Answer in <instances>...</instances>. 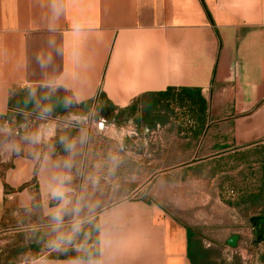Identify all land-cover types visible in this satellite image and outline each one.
<instances>
[{
    "label": "crops",
    "instance_id": "0c3cea01",
    "mask_svg": "<svg viewBox=\"0 0 264 264\" xmlns=\"http://www.w3.org/2000/svg\"><path fill=\"white\" fill-rule=\"evenodd\" d=\"M169 88L187 105L170 128L149 123ZM229 165L251 167L255 188L212 215ZM57 175L71 177L59 231L87 221L58 250ZM262 230L264 0H0V264H264Z\"/></svg>",
    "mask_w": 264,
    "mask_h": 264
},
{
    "label": "rangeland",
    "instance_id": "374dc122",
    "mask_svg": "<svg viewBox=\"0 0 264 264\" xmlns=\"http://www.w3.org/2000/svg\"><path fill=\"white\" fill-rule=\"evenodd\" d=\"M180 109H182V107ZM165 116H170V114L167 112L165 114ZM171 123H172V121L170 120V118H168L167 121L164 122L163 124L166 127L170 128L172 126ZM167 132H168V134L165 133V135H164L165 143L172 141V136L170 135L169 130ZM174 141H175V139H174ZM179 141L181 144H184V143L186 144V143L191 142L188 140V137L186 135L185 136L181 135L179 137ZM165 153L168 154L165 157L172 158V152H165ZM194 154H195V152L181 151L180 152V159H187V158L194 157L197 160V162L204 160L203 156H204L205 152L197 151L195 156H194ZM233 157H234V155L229 156V158H233ZM214 158H216V156H214ZM216 159H218V157ZM233 161L235 162V160H233ZM218 163L219 162L215 161V160L212 161V163H211L213 176L215 175L216 172L217 173L219 172ZM196 168H197V174H200V173L202 174L204 168H207V165L205 167H203V163H200L196 166ZM227 169H228V175H227L228 186H225L224 189L223 188L221 189L222 190V194L220 195L221 198H219L217 196V197L212 199V204H213L212 215L214 213H216L214 210L216 208L215 206L218 205L220 202L225 204V205L229 204V202H234V201L236 202V200L239 198V195H241L242 193H251L252 190L255 188V182L253 181V177H252L253 172L251 170V167H247V166L242 167L241 165H239V166H235V165L230 166L229 165V167ZM213 181H214L213 187L220 185V178L213 179ZM196 185H197V190L202 189V185H203L202 183H200V184L197 183ZM196 203H197V208H199L200 206L202 207V203H203L202 197L197 196ZM243 214H244L245 221H247L249 218L250 212L248 210H244ZM201 217L202 216H200L198 218L200 219Z\"/></svg>",
    "mask_w": 264,
    "mask_h": 264
},
{
    "label": "clouds",
    "instance_id": "9594fccd",
    "mask_svg": "<svg viewBox=\"0 0 264 264\" xmlns=\"http://www.w3.org/2000/svg\"><path fill=\"white\" fill-rule=\"evenodd\" d=\"M54 11H56L55 5H54ZM43 111L46 114V113L50 112L51 109L45 108ZM52 135H54V129L49 128L45 132L38 131L36 133H33L31 136L25 137V139L28 140L29 142L33 143V144H38L43 139L50 138ZM85 141H86V136L81 135L79 143L83 144ZM65 148L67 151L74 154L75 149H76V142H72V143L66 142ZM64 167L65 168H71L72 167L71 160H66L64 162ZM70 179H71V177L67 176V175L54 176L53 177L54 183L50 186L52 198L59 200L61 202L60 207L57 208L53 212V220L55 222L53 232H56L57 235L55 236V238H53L52 240L49 241V246L52 247L53 249H57V250L62 245L72 244L74 235L80 233V231L82 229V225L87 222L86 219L76 220L72 225V229H71L70 234H64V233L59 231V229L62 225L63 210L70 203V200L68 199V197L66 195V192L68 191V189L65 187V182L70 180ZM93 183L94 184L96 183L95 178H93ZM74 212L77 213V215H78L80 212V208L76 207L74 209ZM78 250H79V247H78ZM76 264H82V262L77 261Z\"/></svg>",
    "mask_w": 264,
    "mask_h": 264
},
{
    "label": "trees",
    "instance_id": "16d2710c",
    "mask_svg": "<svg viewBox=\"0 0 264 264\" xmlns=\"http://www.w3.org/2000/svg\"><path fill=\"white\" fill-rule=\"evenodd\" d=\"M189 96H188V89H179L176 90L174 88H169L166 92H161L155 95H151L149 97V101L147 103V107L146 110L148 111V115L145 117L147 121H149V123H154L155 124H159V123H164L167 121L168 118H170V116H165V114L168 112L170 115L171 113L174 111L173 110V105L174 106H179V107H184L187 105V102L189 101ZM191 100L196 103L197 101H202L203 99L201 96H197L191 98ZM141 101L144 103L146 100L145 99H141ZM138 103V102H137ZM135 103V106L136 104ZM86 104H83V106H85ZM164 111V115L160 116V114H153V112H162ZM264 236V230H262L255 242L258 243L259 240H261Z\"/></svg>",
    "mask_w": 264,
    "mask_h": 264
},
{
    "label": "water",
    "instance_id": "95a60500",
    "mask_svg": "<svg viewBox=\"0 0 264 264\" xmlns=\"http://www.w3.org/2000/svg\"><path fill=\"white\" fill-rule=\"evenodd\" d=\"M239 236L234 235L231 237V239L228 241V245L232 248H236L238 244Z\"/></svg>",
    "mask_w": 264,
    "mask_h": 264
}]
</instances>
